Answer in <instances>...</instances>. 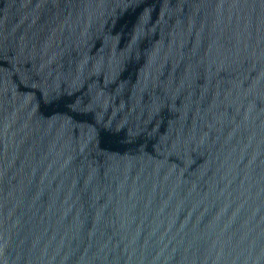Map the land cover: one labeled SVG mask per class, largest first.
I'll list each match as a JSON object with an SVG mask.
<instances>
[{
  "label": "water",
  "instance_id": "obj_1",
  "mask_svg": "<svg viewBox=\"0 0 264 264\" xmlns=\"http://www.w3.org/2000/svg\"><path fill=\"white\" fill-rule=\"evenodd\" d=\"M0 264H264V0H0Z\"/></svg>",
  "mask_w": 264,
  "mask_h": 264
}]
</instances>
